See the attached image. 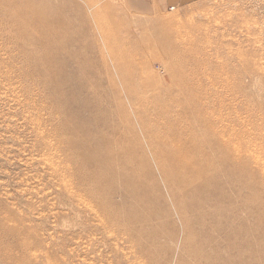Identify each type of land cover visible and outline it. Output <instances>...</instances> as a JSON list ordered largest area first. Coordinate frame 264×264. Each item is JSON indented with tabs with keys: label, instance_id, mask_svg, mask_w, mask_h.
I'll return each instance as SVG.
<instances>
[{
	"label": "rangeland",
	"instance_id": "1",
	"mask_svg": "<svg viewBox=\"0 0 264 264\" xmlns=\"http://www.w3.org/2000/svg\"><path fill=\"white\" fill-rule=\"evenodd\" d=\"M145 6L0 0V264H264V0ZM189 101L230 129L238 169L220 168L223 201L212 190L205 220L139 119L180 122ZM74 138L97 145L102 188Z\"/></svg>",
	"mask_w": 264,
	"mask_h": 264
},
{
	"label": "bare ground",
	"instance_id": "2",
	"mask_svg": "<svg viewBox=\"0 0 264 264\" xmlns=\"http://www.w3.org/2000/svg\"><path fill=\"white\" fill-rule=\"evenodd\" d=\"M68 26V22H62V27L65 31ZM52 40L54 41V38L50 37L47 41L50 43ZM41 46L45 51L52 50L49 45ZM56 55L49 54L47 57L49 58L51 56L55 62V59H57ZM186 81V79H183L181 82L185 83ZM127 87L129 86L127 85ZM180 88L183 92H187L185 85H180ZM189 96L192 97L191 94ZM179 109L181 113L179 118L181 121L179 122L178 119L175 121L172 120L164 127L149 123L147 121V115L142 113V110L139 111V119L142 122L145 134L149 138L150 147L164 175L168 178L172 190L176 193L177 186L179 187L181 184L185 186L187 188V196L192 204L189 209L193 213V218L198 216L204 219L205 214H202V206L206 207L208 201H213L214 196L211 194L212 190L216 193L217 202L219 198L223 201L219 183L220 168L226 167L225 170L229 178L231 170L234 173L236 171L238 172V169L230 170V129L224 124L220 126L223 133L214 129V126H217V123L213 120L215 110L207 103L189 101L181 105ZM79 113L80 111L76 113L75 119L78 118ZM191 114L192 116H190ZM184 120H186L185 125H182ZM216 120L218 121V119ZM73 124L74 131H78L77 128H83L84 132L81 134L85 137L89 136L88 129L90 123L86 124L75 120ZM162 128L164 136L161 133ZM219 135L220 141L217 140ZM72 141L73 145L81 151L82 165L93 168L92 175L87 177L93 180L98 188H102V185L108 181L105 173L102 171L104 161L101 156H98L97 151L99 149L97 145H91V143L79 144L75 138ZM88 197L93 200L96 199L99 206L104 208L105 202L100 203V199H102L101 194H97L96 197V195L94 196L93 193H90ZM179 206L182 208L181 204ZM213 209L215 208L213 207ZM209 210L210 212H215V214L217 212L215 210L211 211L212 209ZM181 211L187 218L184 210L181 209ZM98 219L104 226H107V222L105 220L103 221L101 216H98ZM114 221L118 223L122 222L119 216H114ZM223 264H230V257H226L223 260Z\"/></svg>",
	"mask_w": 264,
	"mask_h": 264
},
{
	"label": "crops",
	"instance_id": "3",
	"mask_svg": "<svg viewBox=\"0 0 264 264\" xmlns=\"http://www.w3.org/2000/svg\"><path fill=\"white\" fill-rule=\"evenodd\" d=\"M129 3L133 4V6L137 9L146 8L148 4V0H127Z\"/></svg>",
	"mask_w": 264,
	"mask_h": 264
}]
</instances>
